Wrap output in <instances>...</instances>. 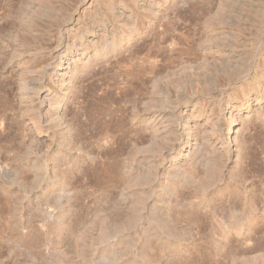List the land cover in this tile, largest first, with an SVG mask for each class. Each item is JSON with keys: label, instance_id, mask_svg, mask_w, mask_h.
I'll use <instances>...</instances> for the list:
<instances>
[{"label": "rangeland", "instance_id": "374dc122", "mask_svg": "<svg viewBox=\"0 0 264 264\" xmlns=\"http://www.w3.org/2000/svg\"><path fill=\"white\" fill-rule=\"evenodd\" d=\"M0 264H264V0H0Z\"/></svg>", "mask_w": 264, "mask_h": 264}]
</instances>
